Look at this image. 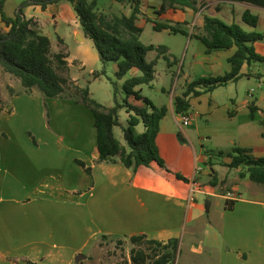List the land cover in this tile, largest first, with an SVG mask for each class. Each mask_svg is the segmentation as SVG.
<instances>
[{
  "label": "crops",
  "instance_id": "crops-1",
  "mask_svg": "<svg viewBox=\"0 0 264 264\" xmlns=\"http://www.w3.org/2000/svg\"><path fill=\"white\" fill-rule=\"evenodd\" d=\"M24 1L32 0H6L5 14L13 16ZM140 1L142 16L139 27L143 29L145 23L152 26L150 21L160 19L161 23L177 24L175 27L185 34L176 35L180 34L187 40L182 62L177 58L168 59V89L154 90L156 80L162 78L156 70L154 80L146 85L150 92H144V85L137 87L156 106L167 108L156 140L165 168L156 163L127 168L118 157L115 162L96 161L99 152L90 109L93 122L90 119L89 126L86 124L84 130L82 124L77 129L71 126L56 130L45 124L44 110L41 108L33 111L37 121L30 123L28 117L31 111L26 108L27 103L40 101L63 109L64 93L46 99L35 88L26 92L18 78L0 69V137L5 139L0 148V264H87L109 240L128 241L131 236L145 235L148 239L162 242L176 238L181 243L184 234H188L185 248L189 256L181 264H264V187L252 182L247 175L241 177L242 168H229L227 164L233 155L229 154L223 162L228 170L220 179L221 192L215 193L219 181L218 170L210 156L204 150L192 148V153L186 151L185 141L180 147L170 125L166 123L171 111L186 139H189L191 130L209 136L212 133L218 135L219 126L216 124L221 122H230L245 135L253 137L254 127L263 128L264 109L259 100L253 96L250 88H247L246 95L239 93V84L243 80L255 82L257 86L264 82V72H256L253 64L242 65V76L222 85L235 90L226 99L219 98L216 93L222 86L188 97L189 109L186 114L192 123L189 130L181 125V114L176 112L174 99L182 95L191 81L201 76H223L231 70L228 59L234 54L235 46L207 53L205 46L195 38V35L206 34L203 15L217 17L227 24H238L247 32L255 31L264 36V8L247 2L197 0L196 11L168 10L158 14L159 0ZM119 4L118 11H123L122 15L111 10V14L104 16H129L130 6ZM246 10L259 17L255 28L243 21ZM23 12L26 18L36 21L41 32L50 38L52 53H65L68 77L76 87L84 88L78 84V77L72 76L74 69L85 71L89 66L90 85L92 81L104 78L92 77L93 72L100 70L102 65L92 47L80 46L88 37L83 34L70 2L60 0L44 7L29 4L23 8ZM63 24L72 27L77 45L75 54L71 55L66 50V36L59 34V27ZM0 28H5L1 18ZM54 40H58V44H54ZM254 46L256 52L264 56V37ZM166 48L167 54H173L172 49ZM146 58L158 63L160 56L156 51H150ZM178 64L179 70L176 72L173 67ZM111 67L115 72L116 65L112 63ZM131 73L137 74V70ZM164 76L167 77V74ZM119 81L118 85H121L123 80ZM163 91L169 92V104L158 93ZM114 101L113 95V104L102 105L110 107ZM129 101L142 104L132 98ZM250 104L255 107L252 115ZM128 115L125 109L120 111L122 125H125ZM3 124L6 129H3ZM212 124L218 129H211ZM136 130L143 132V125L139 124ZM257 135L260 137L258 140L244 141L235 147L249 149L251 155L262 157L264 153H255L264 148V129ZM116 138L126 146L123 134V141ZM218 154L223 155V152ZM77 160L90 171H86ZM200 162L209 169L207 174L211 179L208 187H201L196 182V169ZM193 182L198 187L197 192L205 195L203 204L197 203V198L188 202ZM229 192L238 194L231 209L225 206L226 201H231L228 199ZM184 243L182 241L181 254ZM80 255L82 258L78 259ZM127 262L132 264L130 256Z\"/></svg>",
  "mask_w": 264,
  "mask_h": 264
},
{
  "label": "trees",
  "instance_id": "trees-1",
  "mask_svg": "<svg viewBox=\"0 0 264 264\" xmlns=\"http://www.w3.org/2000/svg\"><path fill=\"white\" fill-rule=\"evenodd\" d=\"M60 0H32L21 3L13 16L4 12L6 0H0V18L7 30L0 28V69L18 78L30 92L33 88L41 92L46 98H56L64 93L68 78L63 75L67 71L65 53L51 52L50 38L44 35L39 25L33 19L24 16L23 8L29 4H40L44 7L48 3ZM73 6L80 28L96 49L101 62V69L94 71L92 77L104 76L113 88L114 105L106 107L90 97L88 87H76V94L80 101L87 106L94 118L96 144L99 157L96 161L115 162L116 157L127 168L135 169L141 165L149 166L152 163L165 167L157 145V136L160 122L167 112L166 106H156L149 98L143 96L137 87L150 84L155 78V60L148 61L146 56L150 51H156L158 56L166 58L167 48L144 44L140 41L142 28L138 26L142 11L140 0H112L128 4L131 8L129 16H113L104 19L96 12L97 0H67ZM158 14L168 10H197V0H159ZM232 2H247L264 8V0H226ZM243 21L252 28L258 24L259 17L246 10ZM155 31L166 30L170 33L184 31L168 23L150 21ZM205 35H195V38L205 46L209 53L219 49L236 47L234 54L228 59L231 70L223 76H201L191 81L182 95L175 97V109L179 114L189 109L188 97L210 92L218 86L230 81L238 80L242 75V65L251 66L255 63H264V56L256 52L254 43L263 39L259 32H247L238 24H227L223 20L203 15ZM114 63L116 69L114 78L106 73V67ZM136 69L137 74H132ZM124 94L121 102L117 100L118 83ZM141 101L135 104L129 101ZM250 114L255 111L250 104ZM125 109L129 113L126 124L120 122V111ZM2 111L0 100V113ZM142 124L143 132L136 127ZM264 129V119L262 121ZM114 127H120L126 146L122 145L114 134ZM229 168H242L240 176L249 179L264 187V156L255 157L246 148L235 147ZM86 171L84 163L76 161ZM179 178V176H178ZM181 178V177H180ZM225 206L231 209L233 201H226ZM133 247L130 250L132 264H174L179 253V239H170L166 242L148 239L145 235H134L129 238Z\"/></svg>",
  "mask_w": 264,
  "mask_h": 264
},
{
  "label": "rangeland",
  "instance_id": "rangeland-1",
  "mask_svg": "<svg viewBox=\"0 0 264 264\" xmlns=\"http://www.w3.org/2000/svg\"><path fill=\"white\" fill-rule=\"evenodd\" d=\"M26 2V1H24ZM119 3L114 2L112 0H97V9L96 12L98 15L106 19L107 14H111L113 11L117 15H122L123 11H118ZM112 10V11H111ZM157 22H162L160 19H156ZM174 26H177L175 24ZM6 29V27L4 28ZM245 30V29H244ZM246 31V30H245ZM261 31V30H258ZM68 32V35H67ZM262 32V31H261ZM59 34L66 36L65 41V47L66 50L72 55L76 53V47L75 44V35L73 34L72 27L68 26L66 24H63L59 27ZM140 41L144 44H152V45H164L170 49L173 50V54L168 53L166 58L160 56V59L156 63L155 70L157 73H159L162 78L156 80L154 90L156 91L158 88H169V69L167 66L168 59L173 60L177 58L179 62H182L187 48V40L180 34H172L167 31H155L153 30L150 23H145L144 28L142 29V33L140 34ZM54 44H58V40H54ZM81 47H92L93 51L97 53L95 50L92 41L88 38V40L80 45ZM98 54V53H97ZM112 63H110L106 67V73L109 77L114 78V70L111 67ZM179 65H175L173 67L174 71L179 70ZM89 67V66H88ZM85 71H78L74 69L72 72V76L75 77L76 75L78 77V84L81 87H88L90 91V97L94 99L95 101L101 103V104H113V88L112 85L108 82L107 78H102L97 81H92L91 85L89 83V80L91 78L89 77L87 73V69ZM253 69L256 70V72H264V63H255L253 64ZM167 74V77L164 75ZM63 75L68 78V82L65 86L64 94L62 96V103L65 104L63 109H60L58 105H47V103H43L40 101H31L27 103L26 108H29L31 111L28 119L29 122L32 123L36 119V116H34L33 111H36L37 109H43L44 110V117L43 120L45 124H48L52 127H54L56 130H64L68 127L73 126V128L77 129L78 126H81L82 124V130H84V126L87 124L89 126V122L91 119L92 121V115L87 106H85L80 101V95L76 94V86L72 81H70L71 77H68V71L64 72ZM117 81V80H116ZM120 83V81H117V83ZM19 85L20 82H19ZM118 94H117V100L121 101L124 97V94L121 91V85H118ZM144 92L147 94V92H150L149 88L144 85ZM247 88H250V91L253 93V96L256 97L259 100V104L262 109H264V82L260 85H256L255 82H247V80H243L239 84V93H242L243 95H246ZM5 90V88H3ZM152 89V91H154ZM234 89L229 86H222L217 89L216 93L219 95L218 97L221 99H226L231 93H234ZM162 97L163 101L166 104H169V92L163 91L158 92ZM47 99V98H46ZM51 101V100H49ZM72 101V102H70ZM78 102V103H77ZM50 109V110H49ZM38 118V117H37ZM202 123H205L203 120H201ZM166 123L170 125L172 133L176 137V142L180 144V147H182L181 144L185 141L187 144L186 151H189L192 153V148H194L197 151H206L207 154L210 156L211 162H213L214 166L218 170V183L214 189L215 193L220 194L221 192V182L220 179L223 177L224 173L228 170V167L223 164V162L228 158L229 154H233V147L238 146L241 144V142H252L258 140L260 137L257 135L258 132H262L263 128L260 126L254 127L252 130L255 132V136L245 135L240 129H236V126L234 124H231L230 122H221L219 124H216L219 126V134H211L206 135L204 132H198V131H192L189 134V139H186L184 137V134L179 129V126L175 123V120L173 118L172 112L170 111L168 114V117L166 119ZM126 124V123H125ZM191 121H189V124L187 126H183L184 129H190L191 127ZM213 125V126H212ZM210 127L211 129H218V127H214V124H212ZM3 129H6V125L3 124ZM92 129H94V126L92 124ZM121 130L118 128L115 129L116 136L123 141L122 134L120 132ZM252 135V134H251ZM4 137H0V148L2 149L4 145ZM189 140V142H188ZM222 151L223 155H219L218 152ZM255 154H263L264 148H260L256 151ZM192 155V154H191ZM259 156V155H256ZM264 156V155H262ZM198 166L202 168L203 171H197L196 172V182L197 184L205 187L209 186V180L211 179V176H209L207 173H209V169L207 168V165L205 163H198ZM165 168V167H163ZM206 171V172H205ZM190 178V177H189ZM230 180V176L229 179ZM229 183V182H228ZM260 187H263L261 184ZM242 189V188H241ZM194 197L197 198V203L203 204V199H205V195L198 193L197 191L194 193ZM217 199V198H214ZM220 201L223 202L220 198H218ZM188 228H186L187 231ZM188 238V234L182 235V240L179 247V253L176 258V261L174 264H181L182 260L185 262L189 256L188 252L186 251L185 244L186 240ZM114 240V239H113ZM182 241L185 242L183 245L182 254L180 253ZM133 247V244H131L130 240L128 241H118V240H109L107 242V245L103 248V250L98 251L93 255L87 264H128L127 257L130 256V250ZM188 249V247H187Z\"/></svg>",
  "mask_w": 264,
  "mask_h": 264
},
{
  "label": "built area",
  "instance_id": "built-area-1",
  "mask_svg": "<svg viewBox=\"0 0 264 264\" xmlns=\"http://www.w3.org/2000/svg\"><path fill=\"white\" fill-rule=\"evenodd\" d=\"M190 121V116L186 113L181 114L180 122L182 126H187ZM202 168L197 167L196 172L200 171ZM198 190V187L196 183L193 182L190 195L188 197V202L191 203L195 200L194 193ZM238 197V194L236 192H229L228 193V199L231 201H234Z\"/></svg>",
  "mask_w": 264,
  "mask_h": 264
},
{
  "label": "water",
  "instance_id": "water-1",
  "mask_svg": "<svg viewBox=\"0 0 264 264\" xmlns=\"http://www.w3.org/2000/svg\"><path fill=\"white\" fill-rule=\"evenodd\" d=\"M98 155H99V153H98ZM79 258H82V255H80V256L78 257V259H79Z\"/></svg>",
  "mask_w": 264,
  "mask_h": 264
}]
</instances>
